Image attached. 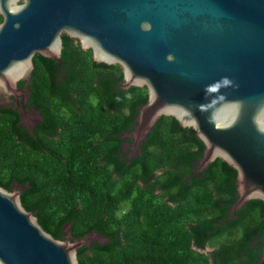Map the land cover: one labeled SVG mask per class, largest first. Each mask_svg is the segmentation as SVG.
I'll return each instance as SVG.
<instances>
[{
    "label": "water",
    "instance_id": "95a60500",
    "mask_svg": "<svg viewBox=\"0 0 264 264\" xmlns=\"http://www.w3.org/2000/svg\"><path fill=\"white\" fill-rule=\"evenodd\" d=\"M62 32L119 65L121 88H145L133 144L172 116L203 144L198 169L219 157L235 170L231 210L264 204V0H0V106L23 95L35 52L58 60ZM13 185H0V264H78V247L107 241L94 229L53 236Z\"/></svg>",
    "mask_w": 264,
    "mask_h": 264
},
{
    "label": "trees",
    "instance_id": "16d2710c",
    "mask_svg": "<svg viewBox=\"0 0 264 264\" xmlns=\"http://www.w3.org/2000/svg\"><path fill=\"white\" fill-rule=\"evenodd\" d=\"M72 40L75 38L61 33V55L64 58L76 56L80 64L79 69L83 72L80 76L77 75L78 77L73 75L66 77L81 103L78 111L74 110L68 114L70 116L68 121L71 124L69 132L62 131L60 139L42 140L43 145L38 149H28L18 131L16 114L0 108V174L13 177L21 186H23L22 182L26 181L24 190H21L19 195L21 204L26 209L32 210L43 229L53 236L59 237L62 224L70 221L69 230L75 237L90 229L99 231L107 237L105 243L94 242L78 247L76 249L78 264H209L186 250L171 252L157 246L156 252L155 250L152 252L153 248L149 245V241L145 243L142 240L146 237H156L160 240L162 234L167 235L165 232L167 229L175 230L176 233V227L172 225L174 219L172 214L168 213L169 210L161 208L160 195L152 193L154 186L168 187L169 182L174 183L178 179V173L175 171H172L173 176L170 180H167V177H156L147 185L148 196L143 195L147 198L151 196L156 198V208H150V203H148L149 207L146 205L144 208L148 216L145 217L146 220L151 222L156 219V225H149L143 233L135 229L134 223L138 220L135 215L140 211L136 207L141 203L135 194L131 193L127 196L130 200V209L125 214L119 211L123 201L119 184L121 174L116 169L115 163H113L115 172L112 170L111 160L107 156L118 143V141L113 142L112 137L113 133L118 132L122 126V123L120 126L118 124L120 118L124 116L128 119L137 111L138 106L145 101L146 91L143 86L130 85L126 89L117 88L118 91L114 94L110 80L102 77L99 83L94 82L95 74L90 73L88 63H91L95 69L98 66L99 75L107 70L114 72L115 79L121 77L119 65L92 60L90 50L80 48L77 41L74 45ZM33 60L31 78L36 86H46L45 97L48 101L49 96L52 95L48 87L53 84L56 73L55 62L39 54H36ZM89 99H92V106L86 105ZM54 108L52 114L45 116L47 121L52 120L51 117L56 114ZM91 123H94L92 130L89 128L92 126ZM97 128L104 143V150L100 155L99 141L96 139V142H93L91 139L92 133ZM178 130L181 128L177 120L165 115L151 125L147 135L156 143L158 140L162 141L172 131ZM187 130L194 136L191 128ZM210 165L208 176L204 179L206 183L211 182L214 188L223 193L224 189H234L235 170L219 157H216ZM149 168L148 171H151ZM168 171L165 170L166 173ZM141 172L139 171V177L143 181H148L146 174L142 175ZM127 180L134 184L131 180ZM4 182L0 180V184L6 185ZM213 186L204 185L202 189L196 186L198 188L189 195V211H187L190 215L200 211L202 203L206 205L210 200L213 201L211 191ZM224 196L225 194H221L220 198ZM245 202L251 205L254 212L241 225L243 227L244 224H252V231L249 229L236 234L235 226L226 228L223 233V230H220L217 236L218 247L214 252L220 251L222 256L219 259L215 258L214 264H226L230 261L227 258L231 253H249L248 240L252 234L257 233V230H264V224L262 222L259 224L260 211L264 214L263 202L256 198L247 199ZM181 211L187 212L184 210L179 212ZM152 214L157 215L151 217ZM125 215L128 217L126 216L127 220L124 222L122 217ZM197 218L196 223L200 221L199 217ZM192 236L190 232L189 237ZM207 238L204 237L199 243L202 244ZM145 245H148L146 251ZM261 248L258 246L252 256L249 253L246 264H252L257 260Z\"/></svg>",
    "mask_w": 264,
    "mask_h": 264
},
{
    "label": "flooded vegetation",
    "instance_id": "af4514ba",
    "mask_svg": "<svg viewBox=\"0 0 264 264\" xmlns=\"http://www.w3.org/2000/svg\"><path fill=\"white\" fill-rule=\"evenodd\" d=\"M76 41L77 39L75 38V40H72V43L75 45ZM36 54L38 53L35 52L32 56V68L34 66L33 59ZM75 57L76 56L73 55L64 58L60 52L58 60L51 58L55 62L54 69L56 73L53 77V84H50L48 87V90H50L52 94L49 96L48 101L45 97L46 86H36L31 78L30 71L29 76L23 80V95L18 96L14 108H11L9 105L0 106V108L16 114V125L26 144V148L38 149L43 145L42 140L46 138L51 140L60 139L62 131L69 132L71 124L68 121L70 117L68 114L74 110L78 111L81 105L73 86L68 84L66 78L70 75L78 77L77 75L80 76L83 73L79 69L80 64H78ZM88 66L90 67V73L93 75L95 74L93 78L94 82L99 83L102 77L110 80L111 87L114 88V94L117 93V88H121L119 86L121 77L120 79H115L114 72L111 73L107 70L106 72L103 71L104 74L99 75L97 69H100L98 66H96L97 69L93 68L91 63H88ZM87 104L92 106V99H89L86 102V105ZM53 108L56 109V114L51 117L52 120L47 121L45 116L47 114H52L51 111ZM122 110L125 111L124 107H122ZM136 112L128 119L124 118V116L120 118L118 124L120 126L122 123V126L120 129L119 126H117L119 130L118 132L113 133L112 137L113 142L118 141V143L116 148L110 151L107 156L111 160L112 170L115 172L113 169V163H115L117 166L116 169L121 174L119 184L123 201L121 202L119 211L125 214V212L130 209V200L127 196L131 193L135 194V196H137L136 198L141 202L138 206L136 205L137 207L135 206L140 210L135 215V217L137 216L138 218L134 223L135 229L143 233L148 229L149 225H156V219L148 222L145 218L148 217L147 213L144 212V208L148 203H150V208L152 209L157 207L156 198L152 196L147 198L143 195L147 194L148 196V183L152 182L156 177H167V180H170L173 176L172 171H175L178 173V179L174 181V183H167L168 187L154 186L152 188V193L160 195L159 202L162 204L161 208L167 211L169 210L168 213L170 215L172 214V217L174 218L172 225L176 227V233L175 230L167 229L165 232L168 236L164 233L160 240L156 237H146L142 240L145 243H148L149 241V245L153 248V250H151L152 252L154 250L156 252L157 246L170 250L171 252L176 250L182 252L186 250L187 252H191L190 254L197 257L199 260H206L209 264H214V259H219L222 256V254L219 253L220 251L214 252L218 247V232L223 230V233L226 231V228L232 226H235L236 234L241 231H249V229L252 231V224H244L242 227L241 223L245 221L247 217H250L251 213L254 212V209L252 210L251 205L244 202L238 208L231 210V204L236 197L235 189H224L225 191L223 193L222 191H219V189L214 188V184L211 182L206 183L204 179L208 176V169L211 168L210 164L215 158L204 167L197 168L198 159L202 154L203 144L195 134L193 136L188 132L187 129L190 127L179 125L181 130L172 131L162 141L159 142L158 140L156 143L152 142L149 135L146 133L141 141L133 144V138L129 131L136 122ZM20 114L24 117L23 122L20 121ZM72 120L74 121V118ZM91 124L92 126L89 127L90 130L93 129L94 123ZM126 129L128 132L122 134L121 132ZM99 133V129L97 128V130L92 133L91 139L93 142H96V139L99 141V146H101L99 147L100 155L104 150V143L102 142L103 138ZM149 165H151L150 168ZM148 168L151 171H148ZM166 169L169 170L167 173L165 172ZM139 171H142V175L146 174L148 181H143L139 177ZM127 179L131 180L136 186L130 183ZM0 180L3 182L5 181L4 183L6 185H0L7 189L13 188V184L16 182L20 193L24 190L23 186L26 185V181H23V186H21L18 181L13 179V177L11 178V176H4L2 174H0ZM204 185L213 186L211 191L214 199L213 201L210 200L206 205L202 203L201 210L190 215L188 213V205L190 202L189 195L195 190V188H198L196 186H199V188L202 189L201 187ZM221 194H225L226 198H224L225 196L223 197L224 199L220 198ZM180 210L188 211L184 213L183 211L179 212ZM260 213L259 224L261 222L264 224L263 211H260ZM156 215L157 214H152L151 217ZM126 216L127 215L122 217L124 222L127 220L128 216ZM197 217L200 219L198 223H196L198 219ZM191 225H193L192 228ZM69 227L70 225L66 227V230H62L61 226L59 238H62L67 231H69L68 239L75 238V236L70 233ZM190 232L193 234L192 237H189ZM168 237L170 238L167 239ZM204 237L208 238L200 244L199 242ZM94 242L95 241L92 243ZM262 245H264V230H257V233L252 234L251 238L248 240V252L252 256L254 251H257L258 246L262 247ZM145 246L146 249L144 250L146 251L148 250V245ZM249 253H231L227 258V260L230 261L226 262V264H229V262L231 264H246L249 260Z\"/></svg>",
    "mask_w": 264,
    "mask_h": 264
}]
</instances>
